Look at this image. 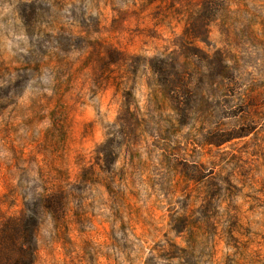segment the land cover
<instances>
[{
    "label": "rangeland",
    "instance_id": "1",
    "mask_svg": "<svg viewBox=\"0 0 264 264\" xmlns=\"http://www.w3.org/2000/svg\"><path fill=\"white\" fill-rule=\"evenodd\" d=\"M34 264H264V0H0V227Z\"/></svg>",
    "mask_w": 264,
    "mask_h": 264
},
{
    "label": "trees",
    "instance_id": "2",
    "mask_svg": "<svg viewBox=\"0 0 264 264\" xmlns=\"http://www.w3.org/2000/svg\"><path fill=\"white\" fill-rule=\"evenodd\" d=\"M36 228L35 214L8 219L0 227V264H34Z\"/></svg>",
    "mask_w": 264,
    "mask_h": 264
}]
</instances>
